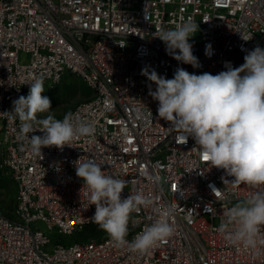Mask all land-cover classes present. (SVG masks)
I'll list each match as a JSON object with an SVG mask.
<instances>
[{"label": "built area", "instance_id": "2783aa9c", "mask_svg": "<svg viewBox=\"0 0 264 264\" xmlns=\"http://www.w3.org/2000/svg\"><path fill=\"white\" fill-rule=\"evenodd\" d=\"M189 18L199 26L189 40L199 68L173 59L157 37ZM256 46L264 48V0H0V165L17 183L15 217L0 213V264H264V245H232L218 231L227 209L258 189L224 184L233 177L205 161L192 138L178 140L141 74L147 67L171 79L182 67L215 75L225 62L241 66ZM66 72L92 90L68 113L96 132L34 155L18 140L13 101L35 79L53 86ZM82 156L127 181L123 198L139 191L153 200L131 214L129 241L160 218L153 208L172 209L173 235L144 253L102 233L52 244L33 223L72 236L93 222L73 164Z\"/></svg>", "mask_w": 264, "mask_h": 264}, {"label": "clouds", "instance_id": "9594fccd", "mask_svg": "<svg viewBox=\"0 0 264 264\" xmlns=\"http://www.w3.org/2000/svg\"><path fill=\"white\" fill-rule=\"evenodd\" d=\"M198 29V23L189 18L175 28L162 30L157 37L173 59L199 68L193 44L189 42ZM205 55H212L210 44L206 45ZM225 68L215 75L208 72L197 75L178 67L171 79L147 67L141 74L155 84V90L149 85L148 94L158 101V117L168 122L178 140L185 144L192 138L205 161L233 177L231 181L221 177L224 184H244L258 189L232 204L218 228L228 243L256 249L264 245L261 235L264 229V48L256 46L250 50L241 66L233 68L230 62H225ZM30 85L29 94L13 101L11 110L19 120L18 140L22 148L27 146L32 154L42 157L44 147L62 150L77 137L95 134L91 122L74 118L71 113L62 120L51 114V100L42 95L45 91L42 79H35ZM45 113L46 116H38ZM37 131L43 135H30ZM73 164L76 176L83 181L80 195L87 197L89 206H95L92 221L117 247L126 246L133 252L144 253L173 235L174 227L168 219L172 209L153 208L160 218L129 241L131 214L141 206H152L153 200L139 191L123 198L127 181L106 175L91 157L82 156ZM154 179L159 182V177ZM211 187L214 194L220 191Z\"/></svg>", "mask_w": 264, "mask_h": 264}, {"label": "rangeland", "instance_id": "374dc122", "mask_svg": "<svg viewBox=\"0 0 264 264\" xmlns=\"http://www.w3.org/2000/svg\"><path fill=\"white\" fill-rule=\"evenodd\" d=\"M44 89L45 91L42 95L50 98L52 105L50 112L57 119L67 114L77 102L85 100L92 95V90L87 86L86 82L78 75L69 72L64 74L61 82L53 86L46 84L44 85ZM46 115L47 113L38 114L40 117ZM1 160L2 156L0 154V164ZM16 198L17 183L0 165V213L15 217L14 209L16 206ZM34 225L46 231L52 239V244L60 239L68 242V240L72 238L70 235L58 233L57 230L50 231L46 229V225L42 221L35 222L33 223V226ZM102 234L107 233L102 231Z\"/></svg>", "mask_w": 264, "mask_h": 264}, {"label": "trees", "instance_id": "16d2710c", "mask_svg": "<svg viewBox=\"0 0 264 264\" xmlns=\"http://www.w3.org/2000/svg\"><path fill=\"white\" fill-rule=\"evenodd\" d=\"M8 216V215H7ZM102 229H100V227L95 224L94 222L88 223L86 224L82 229H80L79 231L75 232L72 234V238L71 239H81V238H86L90 235L93 234H101L102 233Z\"/></svg>", "mask_w": 264, "mask_h": 264}]
</instances>
